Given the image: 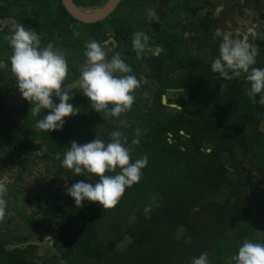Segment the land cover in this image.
<instances>
[{
	"label": "trees",
	"instance_id": "1",
	"mask_svg": "<svg viewBox=\"0 0 264 264\" xmlns=\"http://www.w3.org/2000/svg\"><path fill=\"white\" fill-rule=\"evenodd\" d=\"M104 1L75 0L86 9L98 7ZM155 2L121 0L105 20L113 16L120 22L121 34H117L120 41L112 55L120 54L133 72L137 68L149 70V77L176 68L180 59L185 60L187 52L166 32L162 45L173 49L168 55L155 59L152 45L158 42L155 39L164 37V32L159 31L146 33L150 50L137 58L131 44L132 34L144 31V18ZM33 8V13L39 17L36 29L52 32L56 49H60L64 43L60 38L59 20H64V16H53L51 3H36ZM60 8L66 20L76 22L61 1ZM171 10L165 5V18ZM100 23H83L84 31L96 33L81 35L73 50L75 56L73 66H69V79L80 75L86 41L100 42L104 34L96 27ZM68 28V33L63 32L67 33L66 40L76 36L75 28ZM1 39L0 44L6 42L4 37ZM175 47L178 48L176 53ZM257 53L255 66L264 67V39ZM3 57L7 58V53ZM189 75L192 83H200L203 78L208 80L206 74L198 71ZM233 80L229 97L223 103L211 100V94L201 99L198 96L183 98L182 110L161 114L164 106L158 97L150 105L149 99L134 93L135 102L129 112L106 119L103 111L98 113L91 109L89 99L74 89L68 92L73 96L70 103L78 107L80 113L66 117L63 128L51 132L35 128V121L42 118L43 112L37 116L30 112L28 132L42 138L52 150L61 153V158L72 140L83 144L97 135L108 141L113 130H120L128 136L132 159L146 154L148 165L143 169L140 182L126 188L114 207L104 209L98 202L88 201H84L83 206L75 205L72 197L63 194L62 208L66 214V222L61 226L65 246L61 249L63 263L52 254L40 255L31 243L10 246L14 231L10 226L11 218L1 221L0 264H190L192 257L202 252L208 253L210 264H227V258L236 254L244 240L264 242V103L255 106L256 102L246 94L248 83L243 75ZM206 105L212 106V112L205 113ZM30 108L31 104L29 111ZM48 111L45 110V114ZM121 119L127 120L126 126L121 125ZM2 125L0 119V139L5 135ZM136 129L140 130V142L131 145ZM180 129H184V133H180ZM7 137L16 143L20 141L14 129ZM63 168L67 171V187L86 179ZM252 171L259 172L260 177L253 179L249 176ZM149 204L152 211L145 216L143 209ZM33 217L27 220L31 222ZM124 238H128L126 246L118 247V242Z\"/></svg>",
	"mask_w": 264,
	"mask_h": 264
},
{
	"label": "flooded vegetation",
	"instance_id": "2",
	"mask_svg": "<svg viewBox=\"0 0 264 264\" xmlns=\"http://www.w3.org/2000/svg\"><path fill=\"white\" fill-rule=\"evenodd\" d=\"M60 1L63 4L62 0H0V39L1 37L6 39L5 43L0 44V54H2L0 55V119L3 121L2 128L5 132L0 139V183L7 186V192L3 194V198L7 201V209L2 218L3 220L11 218L10 226L14 230L13 237L9 240L10 246L31 243L35 245L40 255L52 254L63 263L61 249L64 250L65 246L61 226L66 222V214L62 208V196L66 194L67 171L64 168L62 170L61 153L52 150L38 135L28 132L30 127L27 124V115L30 113V102L22 97L16 87L17 82L10 61L12 49L7 37L13 26L19 22L25 27L34 29L40 35L44 33L45 35H41L42 45L56 48L52 32L42 30L40 32L36 29V21L39 17L33 13V6L36 3L46 2L52 4L53 16L54 14L64 16V20H59L62 33L60 38L64 43L60 49L65 52L69 66H73L75 56L73 50L80 41L81 35L96 33L94 30L84 31L85 23L101 22L96 25L98 29L104 31L100 43L104 47L105 41L112 42V49L104 47L108 55L112 56L120 41L117 37V34H121L118 27L120 22L113 16L105 20L121 1L106 17L94 22H84L72 15L76 22L71 19L66 20L60 8ZM165 5L172 9L166 18ZM150 13L147 12L144 18V32L147 34L164 32L162 33L164 37L155 39L158 42L152 45L151 51L155 59L168 55L173 49L162 45L167 33L172 34V37H175L187 51L184 53L185 60L177 59L179 66L170 68L168 72H159L152 77H149L147 69L137 68L134 72L141 81L140 87L134 93L143 99H149L150 105L158 97L164 106L163 110H160L161 114L182 110L183 98H195V96L203 98L211 94V100H220L223 103L229 97L233 79L221 78L217 80V84H213L203 78L204 81L200 83H192L189 75L190 72L198 71L200 74L206 72L203 56L200 58L192 56L199 53L203 46L217 48L215 52L218 54L221 37L217 36V31L224 34L232 33L234 37L246 36L256 50L260 48V41L264 39V0H156ZM68 27L75 28L76 36L66 40ZM63 32H67L66 35ZM177 49L174 48L175 53ZM5 53L7 58L3 57ZM81 53L80 50L78 54ZM78 77L69 79L70 77L67 76L64 83L68 84ZM74 89L82 94L80 85L68 92ZM207 111L212 112V106L208 105L206 114ZM12 129L20 136L18 143L7 137L12 133ZM180 133H184V129H180ZM27 209H30V213ZM31 215L34 216L33 221L29 222L27 218ZM24 236L28 239L23 240Z\"/></svg>",
	"mask_w": 264,
	"mask_h": 264
},
{
	"label": "clouds",
	"instance_id": "3",
	"mask_svg": "<svg viewBox=\"0 0 264 264\" xmlns=\"http://www.w3.org/2000/svg\"><path fill=\"white\" fill-rule=\"evenodd\" d=\"M217 36L221 40L218 54L211 60V71L228 80L243 75L248 83L246 94L256 103H264V67L255 66L257 50L246 36L234 37L232 33L220 31ZM7 39L12 49L10 61L16 87L30 102L33 116L43 112L42 118L35 121L36 130H61L66 117L80 113L78 107L70 103L73 96L63 90L69 69L65 52L42 45L40 33L19 22ZM131 44L138 59L150 50L149 36L144 31L134 32ZM84 56L85 60L79 66V84L91 109L98 113L103 111L104 119L121 117L129 112L135 102L134 92L141 84L132 66L118 53L107 58L108 53L95 39L86 41ZM45 110L50 111L45 114ZM120 123L126 126L127 120L121 119ZM135 133L131 145L140 142V130L136 129ZM109 135L108 141L97 135L83 144L72 140L63 153L61 165L76 176L86 177L65 189L75 205L83 206V202L88 201L98 202L104 209L114 207L126 188L139 183L143 176L148 156L145 154L133 160L128 136L120 130H113ZM5 192L7 186L0 183V218L7 209V201L3 198ZM143 211L145 216L150 215L152 205H146ZM190 264H210L208 253L192 257ZM227 264H264V242L244 240L236 254L227 258Z\"/></svg>",
	"mask_w": 264,
	"mask_h": 264
},
{
	"label": "water",
	"instance_id": "4",
	"mask_svg": "<svg viewBox=\"0 0 264 264\" xmlns=\"http://www.w3.org/2000/svg\"><path fill=\"white\" fill-rule=\"evenodd\" d=\"M120 1L121 0H105L101 5H99L95 9H86L78 5L74 0H62L63 5L70 13V15L84 22H94L106 17L109 13L114 10V8L119 4ZM79 80L80 76L72 82L65 84L63 90L68 91L72 88L79 86ZM255 106L257 107V103L255 104Z\"/></svg>",
	"mask_w": 264,
	"mask_h": 264
},
{
	"label": "rangeland",
	"instance_id": "5",
	"mask_svg": "<svg viewBox=\"0 0 264 264\" xmlns=\"http://www.w3.org/2000/svg\"><path fill=\"white\" fill-rule=\"evenodd\" d=\"M210 21V20H209ZM104 47L108 48V49H112L113 47V44L111 41H105L103 43ZM209 49H208V48ZM212 47L211 46H203L201 48V51L199 53H196V54H193L192 56L193 57H197V58H200L203 56V60H204V64H205V67H206V72L204 74H206V78L217 84V80H220L221 78H224V77H221L218 73H213L211 71V59L213 56H215L217 54V52H215L217 50V48H214V49H211ZM82 89V88H81ZM82 91V90H81ZM230 91H231V88H230ZM229 91V92H230ZM201 99V98H200ZM208 106V105H206ZM209 113V111H207V114ZM17 117V116H16ZM246 168V167H245ZM249 176H251L253 179H258L260 177V173L259 172H254L252 171L251 173H249ZM60 180H62V178H60ZM64 181V180H63ZM8 205H10V203H8ZM15 206V205H14ZM12 207H13V204H12ZM27 212L30 213V209H27ZM1 221H4L3 218H1ZM0 221V222H1ZM3 223V222H2ZM128 238H124L122 239L120 242H118L117 246L120 247V248H124L126 246V240Z\"/></svg>",
	"mask_w": 264,
	"mask_h": 264
}]
</instances>
